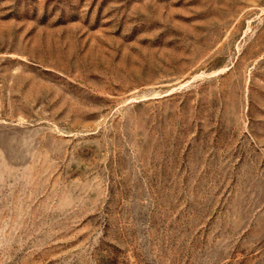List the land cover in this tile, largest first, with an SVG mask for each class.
I'll use <instances>...</instances> for the list:
<instances>
[{
  "label": "rangeland",
  "instance_id": "1",
  "mask_svg": "<svg viewBox=\"0 0 264 264\" xmlns=\"http://www.w3.org/2000/svg\"><path fill=\"white\" fill-rule=\"evenodd\" d=\"M0 264H264V0H0Z\"/></svg>",
  "mask_w": 264,
  "mask_h": 264
}]
</instances>
